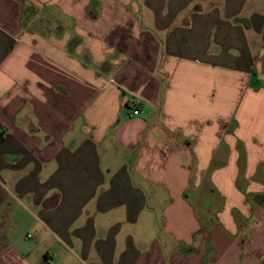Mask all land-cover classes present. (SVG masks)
I'll use <instances>...</instances> for the list:
<instances>
[{"label": "crops", "instance_id": "1", "mask_svg": "<svg viewBox=\"0 0 264 264\" xmlns=\"http://www.w3.org/2000/svg\"><path fill=\"white\" fill-rule=\"evenodd\" d=\"M0 264H264V0H0Z\"/></svg>", "mask_w": 264, "mask_h": 264}, {"label": "built area", "instance_id": "2", "mask_svg": "<svg viewBox=\"0 0 264 264\" xmlns=\"http://www.w3.org/2000/svg\"><path fill=\"white\" fill-rule=\"evenodd\" d=\"M139 102L137 100H131L128 104L127 107L129 109V113L132 116H138L141 112L138 109Z\"/></svg>", "mask_w": 264, "mask_h": 264}]
</instances>
